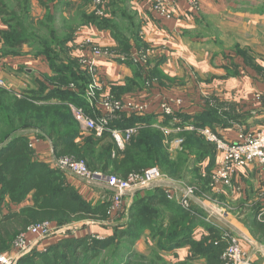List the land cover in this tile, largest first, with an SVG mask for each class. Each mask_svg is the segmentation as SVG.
<instances>
[{
    "label": "rangeland",
    "instance_id": "rangeland-1",
    "mask_svg": "<svg viewBox=\"0 0 264 264\" xmlns=\"http://www.w3.org/2000/svg\"><path fill=\"white\" fill-rule=\"evenodd\" d=\"M93 1L84 0L83 7L88 8L90 4L87 10L91 18L94 22L102 23L103 16L95 14ZM185 1L199 12V15L194 16L195 19H193V26L196 27L193 31H187L189 37L193 38L192 52L199 62L206 52L211 51L214 53L212 58L214 62L207 65L206 69L203 66L198 69L196 62H191V66H188L186 60H183L186 58L188 61V51H185L186 54H181L178 69L182 71V75L178 80L171 82L170 93L161 92L160 108L165 100L181 99V105H185L189 112L199 114L212 110L217 112L218 119L213 125L211 124L213 128L209 125L203 127L195 125L196 123L192 124L193 121L198 122L197 116H193L191 119L193 121H188L187 125H182L183 121L180 119L169 121L171 133L164 132L165 147L172 157H176L182 150L183 153L177 159H168L166 169L160 168L157 164L147 168L162 175L151 187L164 186L166 190L173 193L174 200L178 203L185 190H192L193 196L189 204L182 207L201 218L190 232L194 242L203 243L214 235L213 231L216 233L220 230V236L225 238L227 245L228 234L239 239L248 259L246 264H264V235L257 232L258 226H264V167L259 164L250 166L251 168L238 169L229 185L215 181L214 172L220 154L201 132L203 128L208 127L220 136L228 135L234 138L236 134H231L229 130L238 132L246 130L243 129L244 127L253 130L264 129V0H207V5L203 4V7L202 0L194 5L188 0ZM180 3L181 0L174 2V17H176V11L181 8ZM151 5L149 0L150 9ZM39 7L42 5L38 0H0V18L6 24L0 37V70L3 73L0 72V75L13 87V89L0 87V129H3L9 121L12 113L10 111L13 110L12 102H10L12 97L27 95L31 89H41L40 82L64 88L67 83H70L71 87L72 84L75 85L73 81H79L81 84L85 82L82 74H84L83 70L87 71V69L81 64L79 57L82 48L79 36L81 33L76 31L85 25L82 18L76 15L63 20L58 13L55 20V16L47 14L34 15L33 11ZM2 11L6 14H1ZM88 11H86L87 15ZM240 11L243 13L241 14ZM153 13H151L153 20L159 18L155 12ZM62 23L68 27L63 26V32H61L62 28L59 31L56 30ZM17 26L25 35L33 37V41L19 47L10 46L8 34L12 30L15 31ZM82 30L85 34V30ZM130 40L125 39L123 42L128 44ZM204 43L208 45L207 48L201 47ZM144 52H140L141 61L138 65L142 70L156 74L152 68L154 51L150 50L145 60L141 56ZM177 53L178 50H175L176 57ZM195 56L192 55V60ZM52 61H56V65L64 64V67L68 66L69 69L65 71L58 69L56 72L55 65H51ZM26 68L33 70L27 73ZM46 68L49 74L42 71ZM5 74H8L9 78ZM46 74L48 75L45 76ZM62 74L65 75L67 83L50 80ZM98 96L100 97V93ZM144 100L142 101H147ZM92 101L98 104L100 100L95 98ZM185 130L193 135L183 134ZM16 132L29 137H45L40 128L33 126L20 128ZM139 132L140 130L135 135ZM170 138H173L174 144L182 140L180 149L173 150L178 146H174ZM185 138L186 141H191L190 145H187V142L183 143ZM111 140L112 138H105L103 142ZM61 157L75 156L72 154L58 156L53 164L58 166ZM168 170H172V174L168 173ZM73 184L80 186L74 182ZM104 184L101 182L93 186V189L100 192L98 201L95 200L96 198L84 196L93 203L103 199L112 202L113 194ZM12 208L19 207L15 208L6 196L0 198L1 214ZM128 214L129 207L125 202L119 209H113L110 206L107 217L104 219H83L60 225L50 222L52 230L48 236L28 235L29 249L22 250L16 245L19 234L12 242L10 249L0 254L18 260L35 249H47L58 240L71 236L91 235L98 239L108 237L115 239L113 247L105 249L102 256L93 263L107 264L113 259V248L118 243L116 234L123 228ZM162 215L165 231L157 236H153V233L148 230L138 234L131 248L136 253L135 257L125 258L122 264H207L205 259H193L191 245L185 243L184 237L179 238L180 247L166 250L160 248V240H168L175 230L181 229L183 224L179 220L180 216L172 212L162 211ZM122 244L124 245V242ZM226 250L227 248L222 253V260H226Z\"/></svg>",
    "mask_w": 264,
    "mask_h": 264
},
{
    "label": "trees",
    "instance_id": "trees-1",
    "mask_svg": "<svg viewBox=\"0 0 264 264\" xmlns=\"http://www.w3.org/2000/svg\"><path fill=\"white\" fill-rule=\"evenodd\" d=\"M4 12L1 14H6ZM105 17L103 16V21ZM8 36V43L12 47L33 41V37L25 35L19 26ZM128 44L121 42V49L129 50ZM56 64V61L51 62V65H55L56 72L58 69H69L65 66L66 69L64 64ZM83 73V79L87 82L84 86L81 85L85 82L81 84L79 81H73L75 85L71 87L62 74L50 80L59 83L65 81L66 88L40 82L41 89H31L29 94L14 96L10 100L12 113L3 128L5 131L0 129V198L8 197L14 207H20L29 198L32 203L0 213V253L7 252L16 236L24 233L32 224L49 221L60 225L83 219H104L111 205L107 199L90 202L77 186L69 181L66 172L36 157L34 148L30 146L29 136L15 131L28 126L40 128L43 136L52 140L57 156L72 154L77 159H84L93 171H101L106 176L126 178L133 172H143L155 164L166 169L168 159H177L183 153L182 150L176 157L170 156L164 144V131L156 125L161 116L164 120L160 121L159 125L166 126L174 117L183 121L182 125H187L188 121H193V116H197L198 122L193 121L192 124L203 127L209 125L213 128L214 121L218 119L217 112L212 110L194 113L195 115L176 110V107L181 108L183 105H175L172 115H165L162 111L160 114L123 112L111 121L110 129H125L136 124H143V127L124 148H120L112 132L97 136L93 130L83 129L72 112L70 103L82 106L93 116L96 115L95 112L102 113L91 104L87 95L92 77L85 70ZM144 73L147 88L158 82L155 74L145 70ZM107 86L106 83L105 87ZM52 99H57V102H52ZM248 128L243 129L249 130ZM183 134L193 135L186 130ZM105 138L112 140L103 142ZM185 142L190 145L191 141L188 142L185 138L183 143ZM209 143L216 148L213 143ZM168 173L172 174V170H168ZM81 183L83 182L79 181V184ZM128 207V219L116 234L118 243L113 248V259L107 264H122L127 257L134 258L136 253L131 248L141 232L148 230L153 236L164 232L162 211L180 216L179 220L183 224L168 240H160L161 249L180 247L179 238L184 237L185 243L191 245L193 259H205L207 264H226V260H222V253L227 243L225 238L220 236V230L216 233L212 230L214 235L203 243L194 242L190 232L201 221L200 216L192 214L176 200L169 198L164 186L139 189ZM257 232L264 235V226H258ZM114 244L115 239L111 237L98 239L91 235L71 236L52 243L45 250L35 249L19 258L15 264H93L105 249L113 247Z\"/></svg>",
    "mask_w": 264,
    "mask_h": 264
},
{
    "label": "crops",
    "instance_id": "crops-1",
    "mask_svg": "<svg viewBox=\"0 0 264 264\" xmlns=\"http://www.w3.org/2000/svg\"><path fill=\"white\" fill-rule=\"evenodd\" d=\"M38 1L41 3L42 7L34 10V15L44 16L47 14L52 17L55 16V20H57L58 13L63 20L78 15L82 18V22L85 25L83 28L76 30L77 32H83L82 29H84L86 32L85 34H93L94 37L100 40L104 45L111 46L114 52L117 51V55L101 60L102 79L108 85L106 89L123 99H146L148 101H146L148 103V109L146 111L148 114H160V111H162L159 104L160 98L162 97L161 92L167 91L170 93L172 88L171 82L178 80L182 75V71L178 69L179 62L181 61V54H186L185 51H188V61L186 58L183 60H186L188 66L196 62L198 69H201V66L206 69L207 65H211V63L214 62V59H212L214 53L211 51L207 50L209 53L206 52L207 54L205 53L199 62V59L197 60V57L192 52L194 49L193 38L189 37L187 31H193L194 27H196L193 26V19H195L194 16L197 17L199 15V12L186 4L185 0H181V8L176 11V17L169 20H162L155 16L156 20H153V15H151L153 12L149 6V0H108L106 9L107 15L102 23L93 21L90 16L91 14H89L87 10L90 4H88V8L87 6L83 7L84 0ZM203 4L207 5V0H202V7ZM86 11H88V15ZM240 13L242 14L243 12L240 11ZM63 26L64 23L56 30L59 31L62 28L61 32H63ZM5 27L6 24L4 20L0 18V37ZM64 27L68 26L65 25ZM125 39H131L128 44L129 48H127L129 50L121 49V42ZM201 47L207 48L208 45L204 43ZM147 49L154 51L155 57L152 58L154 62L152 68L156 73L155 75L158 77V82L150 88H147L145 85V69L142 70L138 63H135L131 58L138 57L141 59L140 52H144ZM175 50H178L177 57L174 55ZM192 55L195 56L194 60H192ZM148 56L146 58H148ZM44 64L46 65V63ZM32 70V68H26L27 73H31ZM42 71L49 74L47 68L42 69ZM0 72L2 73L1 70ZM42 81H44V79H42ZM52 102H57V99H52ZM183 106L185 107V105ZM183 106V109L176 108L182 112L191 113ZM174 119L178 120V117H174ZM159 120H164V117L161 116ZM160 121H158L157 124H161ZM136 125H139V130L143 127V124ZM229 132L231 134L237 133L235 130H229ZM169 140L176 146L173 138ZM30 141L33 143L35 155L39 160L46 161L51 166L57 167V164L54 165L53 161L56 162L58 156L54 151L52 140L49 137L45 136L40 138L30 136ZM180 146L181 143L178 144L177 149H180ZM173 150L176 151V147H174ZM254 165L259 164L253 163L250 166L252 167ZM67 177L72 183L74 182L76 185H80L77 186V188L80 189L83 195L96 198V201L100 199V192L99 190L93 189V184L90 185L85 182L79 184V180L74 175L70 176V174H67ZM137 191L138 190L132 191L134 193H131V195L125 198V202H127L128 205L132 202V198ZM31 203L32 201L29 198L25 203L20 205L19 208Z\"/></svg>",
    "mask_w": 264,
    "mask_h": 264
},
{
    "label": "built area",
    "instance_id": "built-area-1",
    "mask_svg": "<svg viewBox=\"0 0 264 264\" xmlns=\"http://www.w3.org/2000/svg\"><path fill=\"white\" fill-rule=\"evenodd\" d=\"M151 10L162 20H169L174 17V2L177 0H150ZM199 0H188L192 5L198 3ZM94 11L99 16L106 15V0H94ZM81 40V54L80 62L87 69L92 76L93 81L87 89L88 98L92 100L95 98L100 100L95 107L102 113L95 112V116L90 115L82 106H77L70 103V107L75 118L80 122L85 130H93L97 136H104L108 132H112L117 144L120 148H124L126 143L137 133L139 125L130 126L125 129H110L111 121L119 116L120 113H145L148 109V103L143 102L137 98L123 99L115 96L105 87V81L101 75V60L107 59L113 55L114 50L111 46L104 45L100 40L92 35L80 32ZM147 49L142 54V59H146L149 55ZM135 63H139L141 59L138 57H131ZM124 59V58H123ZM72 86H74L72 84ZM0 87L13 89L12 86L0 75ZM100 93V97L98 96ZM181 99L165 100L161 105V110L165 115H172L175 105H181ZM160 126L165 134L171 133V128L167 126ZM205 134L208 141L212 142L220 154L217 167L214 172L215 181L222 184H230L234 173L244 167H248L253 163H258L264 167V129L259 130H241L236 133L234 138L230 136H220L210 128H203L201 130ZM182 140L180 141V143ZM178 143V144H180ZM178 144H176L178 146ZM33 147V143L30 142ZM177 148V147H176ZM67 173L74 175L79 181L89 183L93 186L104 182L105 186L112 190L113 198L111 208L119 209L125 203V198L142 188H149L156 184L162 175L153 170H145L143 173L133 172L126 178H119L117 176H106L101 171L91 170L87 163L82 159L75 157H61L58 161V166ZM169 198L174 199L173 193L166 190ZM192 190L184 191L179 203L183 206L189 204L192 198ZM110 211V210H109ZM52 225L49 221L32 224L28 229L20 234L17 240V246L22 249H29L30 244L28 235H36L39 237L48 236L51 233ZM228 245L225 252L227 264H246L248 259L246 252L241 247L240 241L237 237L227 235ZM17 260V259H16ZM15 258L0 254V264H15Z\"/></svg>",
    "mask_w": 264,
    "mask_h": 264
}]
</instances>
